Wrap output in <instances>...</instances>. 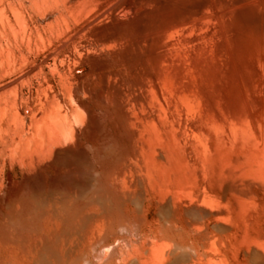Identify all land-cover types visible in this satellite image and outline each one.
<instances>
[{
    "label": "rangeland",
    "instance_id": "obj_1",
    "mask_svg": "<svg viewBox=\"0 0 264 264\" xmlns=\"http://www.w3.org/2000/svg\"><path fill=\"white\" fill-rule=\"evenodd\" d=\"M130 1L108 0L103 9ZM208 2L205 74L191 64L188 82L176 88L149 76L147 50L97 40L101 27L91 23L103 9L92 0H0V200L19 193L14 237L22 246L0 245V264H42L24 254L38 237L40 211L83 210L100 193L103 203L92 199L79 211L87 219L80 227L93 226L79 227L62 264H264V0ZM188 87L199 106L182 117L179 92ZM53 108L66 135L50 124ZM58 151L87 156L104 186L62 202L49 183L72 170L57 163ZM37 178L46 184L42 196L23 190ZM106 199L115 208L107 215Z\"/></svg>",
    "mask_w": 264,
    "mask_h": 264
},
{
    "label": "bare ground",
    "instance_id": "obj_2",
    "mask_svg": "<svg viewBox=\"0 0 264 264\" xmlns=\"http://www.w3.org/2000/svg\"><path fill=\"white\" fill-rule=\"evenodd\" d=\"M107 1L108 0H92V2L96 5V7L101 6L102 9L104 8L103 7L104 5H107L106 4ZM195 1H197V0H195ZM208 1L209 0H203L198 5H192V4H194L192 2L191 5H189L188 0H131L130 2H128L126 4V6L123 9H119L118 7H116V9L115 8L114 9L113 8L112 9L111 8L103 9L94 18L93 22L91 23V27H93V26L101 27L100 32L96 33L95 37L97 38V40H99L103 43H106V42L108 43L110 41L113 42L112 41L113 39H115L114 40L115 42L120 41V40H123V41L125 40L126 42H130L131 45L134 46L135 49L137 48L138 51H140L139 49L147 50L149 55H150L151 61H152L151 64L153 65V67H152L153 71L149 72V76L153 77L156 80L164 77L166 83H168L170 85L169 87H176L177 88L178 86H181V85L183 86L184 83L188 82L187 75L189 76V73H190V70L188 69V67H190L191 64H193L191 70H193V68H195L196 71H198V72H201V71H203V69L206 68L205 67L206 61L204 59L206 49H205V46H203L204 47L203 48L202 46H200V44H202V43L205 44L208 39H211V38H209V35L204 34V33L201 34L202 32H204L206 30L205 29L203 31V29L206 28V27H204L205 24L209 23L210 20L212 19L211 16L208 15L210 13V11H208L209 13L207 14V10L211 7L210 3ZM210 9L212 10V8H210ZM117 11H118V14L116 15ZM4 12H5V9L1 8L0 14H4ZM212 20H214V19H212ZM212 20H211V22H212ZM87 30L89 31L90 29L88 28L85 31H87ZM193 33H195V34L197 33L198 35L197 36L195 35V38L193 37L194 39L192 40L191 38H192ZM206 33H208V32H206ZM188 34H192V35H188ZM177 35L180 36L178 41L174 42L172 44L171 43L169 44V42L172 40V38L174 40ZM187 36H191V38L187 37ZM170 38H171V40H170ZM190 39H191V41H190ZM171 42H173V41H171ZM195 43H198V45H195V49H192L194 51H192V52L189 51L188 46L191 44H195ZM186 47H188L187 50L189 51V53H187V51L185 52ZM171 51H174V53H171ZM204 74H205V72H204ZM200 76H202V75H200ZM201 78H204V77H201ZM190 88L192 89V87H188L187 91L179 92V95H182L181 99H183V103H182L183 105L178 110V112L180 113L179 116L188 117L193 112V110L195 109V107L198 104L197 103L198 101H196L197 99L195 100L193 95L192 96L189 95ZM194 88H193V90H194ZM180 91H182V90H180ZM154 92H155L156 99L159 101L161 94L159 95L157 89H154ZM169 95L170 96L172 95L171 96V98H172L174 94L171 92V94H169ZM178 98H180V97H178ZM161 100H160V102H161ZM198 106H199V104H198ZM198 106H197V108H198ZM25 113L30 114L31 109L27 108ZM238 117H240V116H238ZM48 118L50 119L51 126L59 135H66L67 129H66L64 120L61 116L60 109L53 108L52 110H50L49 114H48ZM233 118L236 119V116H234ZM238 119H240V118H238ZM240 120H242V119H240ZM238 121L235 122L236 123L235 125L241 126V129H244L245 124H243V123L241 124ZM216 123L219 124L218 126L224 124L223 120H219V119ZM225 123H227V121ZM224 126L225 125L220 126V127H224ZM72 134L74 137V133H72ZM72 134H71V136H72ZM40 136H41L42 140H45L46 133L42 132V133H40ZM73 137H72V139H73ZM64 149H66V148H64ZM60 151L57 152V156L55 155L57 163L59 165H62V166H67L68 168H70L72 170V173L70 174L71 176L69 178H55V179H53L49 183V188L54 192L63 193V199L64 200L61 199L62 202L67 200L66 197L64 198V194H66V196H67V194L70 195V193H72L71 194V196H72L73 192L84 193L85 191L87 192V190H88V194H89V190L91 188H93L94 184L96 183L94 181L97 180V178L96 179L93 178V177H95L93 174V171H95V170H93L94 167L90 166V164L92 165V163L89 164V160H88L87 156H85L84 154L71 153V152L70 153H61ZM66 151H67V149H66ZM63 152H65V151L63 150ZM159 159H161V158H159ZM150 171H152V168ZM96 184H97V186H99L100 182H97ZM110 184H112V183H110ZM101 185H103V184H100V186ZM105 186H107V185L105 184ZM110 186H112V185H109V187ZM11 188H13V187H11ZM94 188L96 189V187H94ZM103 188H105V187H103ZM45 189H46L45 182L41 178H37V179L32 180V181L31 180L27 181L25 184V188L23 190L27 191V192H32L35 195L36 194L41 195L40 192L45 190ZM95 189H92V191L94 192ZM96 191H99V190L97 189ZM107 191L108 190H106L105 192L108 193ZM109 191H111V187H110ZM114 191H112V192H114ZM117 191H115V192H117ZM44 193H45V191H44ZM94 193H99V192H94ZM114 193H112V194H114ZM118 193H120V195H121V191H118L117 194ZM34 194H33V196H34ZM88 194L85 193L84 197H86V195H88ZM91 194L92 193L90 192V195ZM100 194L101 195L95 194V195H98V197L101 196V197L97 198L99 203L94 198H92L98 204L103 203L104 202L103 199L106 197V196L103 197L102 193H100ZM8 195H7L8 198H6L4 201L2 200L4 202L3 203L4 205H2V207L0 208V245H2L6 249L11 248V247H16V246L22 247L18 243V241L16 242V238L14 237V231L16 229L15 227L18 223V214L15 211V205H16L17 201L19 202V193L17 191H12V192L10 191V194H8ZM25 195H27V193H25ZM28 195H29V193H28ZM108 195H110V194H108ZM124 195H123V197L127 198ZM78 197H80V196H78ZM88 197H94V195H91ZM27 198H30V197L27 196ZM27 198L23 197L22 199L26 200ZM44 198H45V196H44ZM48 198H50V197H48ZM54 198L59 199L60 195H59V197H54ZM69 198H71V197L69 196ZM73 198H74L73 200H75V196ZM80 198H82V195ZM87 198H82V199L86 200ZM111 198H112V195H111ZM119 198H120V196H119ZM125 198H123V199L125 200ZM31 199L34 200V197L33 198L31 197ZM35 199H37V198H35ZM88 199H90V198H88ZM88 199L86 200L87 202L85 201L86 203H89ZM92 199L90 201L93 202L95 205V202L92 201ZM108 199H110V196ZM25 200H23V201L26 203L29 202L28 200L27 201H25ZM40 200H42V199H40ZM2 201L0 200V204L2 203ZM107 201L108 200L106 199L105 202H107ZM20 202H22L21 199H20ZM31 202L33 203L32 200H31ZM74 202L75 203L77 202L76 203L77 206L80 205L78 203V200L74 201ZM58 203H59V201H58ZM75 203H73V205L70 204V206L71 205L74 206ZM93 203H92V205L90 203V205L93 206ZM109 203L112 204V206H111V204L109 205V207H111V210L107 209V208H109L108 206L106 208V205H105L106 203L103 204L105 206V208L107 209L105 212L106 213L105 215H107V213H109L107 211H110V212L113 211L112 207H113L114 201L112 203V200H111V202H109ZM52 204L54 205V202L53 203L51 202V205ZM65 204H66V202H65ZM115 204H117L116 201H115ZM46 205L48 208L49 204L47 203L44 206H46ZM55 205H56V203H55ZM55 205H54V207H55ZM90 205L88 204V205H83V206L81 205V206L84 210V208H86L85 206L89 207ZM75 206L73 208L72 207H69V208L75 209ZM98 206H101V205H98ZM115 206L117 207L118 205H115ZM123 206H124V204H123ZM54 207H52V208H54ZM44 208H46V207H44ZM50 208H51V206H50ZM3 209H5L6 213H2ZM54 209L56 210V208H54ZM72 209L70 211L67 207L63 206V208H61L60 210H56V212L53 209L52 210L54 212H51L52 210H50L49 212L45 211V212L41 213V211H40L41 215L39 213V217H41L42 224L39 226L38 237L31 241L29 247L26 245L25 248L27 250L25 249L24 254L27 255L28 257L36 258L38 260V262H40L42 264H62V263H64L66 260V256H65L64 252L68 249L73 248L75 242L78 240V239L76 240V237H75L78 230H80V228L82 230L86 226L90 225V224L86 223L88 225L84 224V225H86L85 227H80V225H81L80 222L83 219V217L85 216L84 214H82V212L84 213V211L82 209H79V211L81 210L82 212L75 211V210H73V212H72ZM45 210H47V209H45ZM190 210H189V213H190ZM165 212H166V214L170 213L169 210H167ZM103 213H104V211L102 212V214ZM122 213H123V211H122ZM197 214L194 213L193 215H197ZM91 215L92 214H90V216ZM101 217H102V215H101ZM109 217H110V215H109ZM112 217H114V216H112ZM124 217L126 220L127 216H124ZM91 218H93V217H91ZM91 218H89V219H91ZM104 218L106 219L105 216H104ZM101 219L104 220L103 218H101ZM112 219L114 220V218H112ZM83 220L86 221L87 219L86 220L83 219ZM83 220H82V224H83ZM107 220H109V219H107ZM107 220H104V223ZM113 220H112V222H113ZM90 221L93 222V220H90ZM96 221L97 220H95V222ZM127 221H128V219H127ZM99 222H100V220H99ZM101 223H103V221ZM68 224H71V225L68 226ZM112 224H111V226H112ZM91 225H92V223H91ZM76 244L78 245L77 242H76ZM86 244L91 245L89 243H86ZM81 245H79V247ZM255 254H254V257H256ZM182 256H184V255H182ZM185 258H186L185 256L182 257L181 261H183ZM259 258L260 257H257V259H255L254 262L255 261L258 262ZM222 261L225 264H229V263H226L227 260L225 258H223ZM179 262H180V260H179Z\"/></svg>",
    "mask_w": 264,
    "mask_h": 264
}]
</instances>
